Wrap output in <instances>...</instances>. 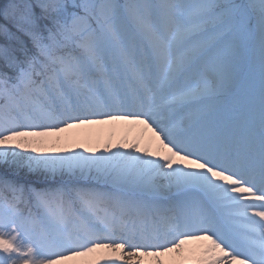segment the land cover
I'll return each instance as SVG.
<instances>
[{"label":"snow or ice","instance_id":"obj_1","mask_svg":"<svg viewBox=\"0 0 264 264\" xmlns=\"http://www.w3.org/2000/svg\"><path fill=\"white\" fill-rule=\"evenodd\" d=\"M0 264H264V0H0Z\"/></svg>","mask_w":264,"mask_h":264},{"label":"rangeland","instance_id":"obj_2","mask_svg":"<svg viewBox=\"0 0 264 264\" xmlns=\"http://www.w3.org/2000/svg\"><path fill=\"white\" fill-rule=\"evenodd\" d=\"M139 134L138 129H131L126 125H97L89 126L81 129H73L65 135L75 142L85 143L91 147L99 146L103 148V144L108 140L121 141L124 138L134 140Z\"/></svg>","mask_w":264,"mask_h":264}]
</instances>
